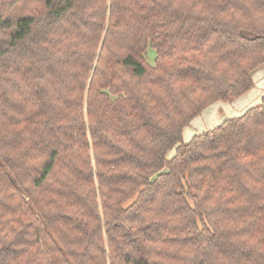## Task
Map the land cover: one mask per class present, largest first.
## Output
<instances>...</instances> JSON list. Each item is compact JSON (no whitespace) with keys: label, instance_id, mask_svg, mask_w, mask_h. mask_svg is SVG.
I'll return each mask as SVG.
<instances>
[{"label":"trees","instance_id":"1","mask_svg":"<svg viewBox=\"0 0 264 264\" xmlns=\"http://www.w3.org/2000/svg\"><path fill=\"white\" fill-rule=\"evenodd\" d=\"M261 64L264 0H0V264H264V93L182 141Z\"/></svg>","mask_w":264,"mask_h":264},{"label":"rangeland","instance_id":"2","mask_svg":"<svg viewBox=\"0 0 264 264\" xmlns=\"http://www.w3.org/2000/svg\"><path fill=\"white\" fill-rule=\"evenodd\" d=\"M154 57H155V50L151 47H148L147 53H146V60L150 64H153ZM261 67L264 68V64H261L258 66V68H261ZM254 79H255V86L251 89L252 91L250 92H256V93L260 92L261 93L262 91H264V75L258 77V75L255 74ZM237 102H238V99L237 101L233 100L231 102L218 101L216 103H213L214 105L211 104V106L209 105L208 107H206L201 113V115H199L197 119H194L192 123L190 122V124L187 125L188 127L184 129L182 141L183 142L188 141L189 138L191 137L189 135H191L192 133L197 134L201 131H204L206 129H209V128H212L218 125L224 119L241 115L243 112L240 111L241 108H237V106H239L240 104ZM258 102H259V99L254 96L251 100L246 102V105L252 106V105L257 104ZM236 103H237V106H236ZM234 104H235V109L233 106ZM188 132H190L189 135H188ZM173 153H174L173 150L169 151L167 154V157H171Z\"/></svg>","mask_w":264,"mask_h":264},{"label":"crops","instance_id":"3","mask_svg":"<svg viewBox=\"0 0 264 264\" xmlns=\"http://www.w3.org/2000/svg\"><path fill=\"white\" fill-rule=\"evenodd\" d=\"M259 72V73H258ZM258 75V77H260V76H262V75H264V68L263 67H261V68H256V69H254L253 71H252V78H253V81H254V86H255V79H254V75ZM250 91H252V90H250ZM250 91H248L247 93H245L243 96H241V97H239L238 98V102L237 103H240L239 104V106H237V103H236V106H237V108H241V112H244L248 107L247 106H249V105H246V102H248L249 100H251L254 96L256 97V98H258L259 100H260V97H261V95L264 93V91H262L261 93L259 92H250ZM235 101H237V99L235 100ZM216 103V102H215ZM212 105H214V104H212ZM211 106V105H210ZM234 106V109H235V104L233 105ZM250 107V106H249ZM201 115V114H200ZM199 116H197L196 118H194V119H197ZM194 119L191 121V123L194 121ZM200 123V122H199ZM186 127H188V126H186ZM186 127H184V129L186 128ZM184 129H183V131H182V137H183V133H184ZM190 134V132H188V135ZM193 135H195L194 133H192L191 135H189V136H193ZM190 137V138H191ZM189 138V139H190Z\"/></svg>","mask_w":264,"mask_h":264}]
</instances>
